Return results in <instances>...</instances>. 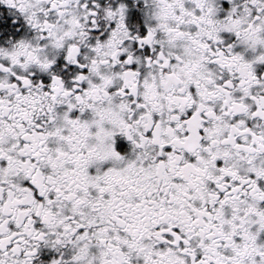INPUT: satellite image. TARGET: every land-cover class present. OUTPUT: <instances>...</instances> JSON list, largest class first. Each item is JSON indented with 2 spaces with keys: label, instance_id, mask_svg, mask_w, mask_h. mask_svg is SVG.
I'll use <instances>...</instances> for the list:
<instances>
[{
  "label": "snow or ice",
  "instance_id": "obj_1",
  "mask_svg": "<svg viewBox=\"0 0 264 264\" xmlns=\"http://www.w3.org/2000/svg\"><path fill=\"white\" fill-rule=\"evenodd\" d=\"M0 264H264V0H0Z\"/></svg>",
  "mask_w": 264,
  "mask_h": 264
}]
</instances>
